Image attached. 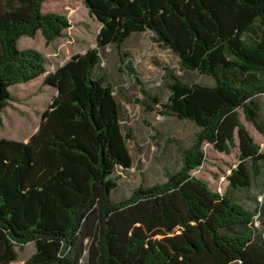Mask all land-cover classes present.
<instances>
[{"label":"trees","instance_id":"obj_1","mask_svg":"<svg viewBox=\"0 0 264 264\" xmlns=\"http://www.w3.org/2000/svg\"><path fill=\"white\" fill-rule=\"evenodd\" d=\"M43 1L0 0V113L11 86L45 72L43 56L19 50V38L39 31L49 44L67 27L63 16L41 13ZM82 2L100 24L96 47L44 77L55 95L25 143L0 138V264H16L15 248L28 243L35 252L23 264H264L260 210L229 194L249 187L264 163V149L237 113L264 139L255 99L264 95V0ZM145 32L184 72L210 77L212 85L166 73L167 102L152 103L199 130L191 147H178V172L114 203L112 174L130 169L132 158L119 104L96 70L100 51H119L133 33ZM235 135L238 164L219 194L190 172L204 161L203 144L228 154Z\"/></svg>","mask_w":264,"mask_h":264},{"label":"rangeland","instance_id":"obj_2","mask_svg":"<svg viewBox=\"0 0 264 264\" xmlns=\"http://www.w3.org/2000/svg\"><path fill=\"white\" fill-rule=\"evenodd\" d=\"M42 14H55L66 19L67 27L61 36L47 44L38 31L33 37H20L19 50L33 49L45 60V72L27 83L9 88L11 99L0 113V138L25 143L39 126L54 91L43 85L44 77L67 62L75 54H83L96 47L100 24L89 15L82 0H44ZM126 51L114 47L100 51L104 63L103 76L110 83L113 95L120 107L121 130L132 158V166L126 171L115 170L112 178L116 188L110 199L117 203L129 197L133 189L164 184L166 172L181 169L182 160L178 147L192 146L198 128L190 121L177 120L161 115V106L152 103L156 98L165 104L169 95L167 72L181 81L199 85H212L210 77L195 72H184L177 58L152 40L150 33H133L124 42ZM124 48V49H125ZM127 52V53H126ZM100 70V69H99ZM97 73V72H96ZM260 108L259 121L264 124V95L255 98ZM241 124L254 142L264 149L263 137L246 122L242 111H237ZM204 161L190 172V176L205 182L208 187L222 194L227 190L226 176L238 164L237 138L228 154L215 151L209 144L202 146ZM250 171V162L246 163ZM230 197L250 211L264 212V163H259V174L251 177L250 186L231 190ZM255 215V217H258ZM16 264H23L35 252L33 243L15 248ZM84 264V263H83Z\"/></svg>","mask_w":264,"mask_h":264},{"label":"crops","instance_id":"obj_3","mask_svg":"<svg viewBox=\"0 0 264 264\" xmlns=\"http://www.w3.org/2000/svg\"><path fill=\"white\" fill-rule=\"evenodd\" d=\"M125 46H124V44L121 46V48H120V50L119 51H122V50H124V51H126L128 48H125ZM127 53V52H126ZM104 67H102L100 70H96V72H97V74H98V76H103V73H104V69H103ZM51 89V88H50ZM53 90V89H52ZM54 91V95H55V90H53ZM120 118H121V116H120Z\"/></svg>","mask_w":264,"mask_h":264},{"label":"built area","instance_id":"obj_4","mask_svg":"<svg viewBox=\"0 0 264 264\" xmlns=\"http://www.w3.org/2000/svg\"><path fill=\"white\" fill-rule=\"evenodd\" d=\"M108 51H110V49H109V48H106V49H105V52H108ZM103 66H104V63L102 62V63H101V67H103ZM254 225L257 226V223L254 222Z\"/></svg>","mask_w":264,"mask_h":264}]
</instances>
